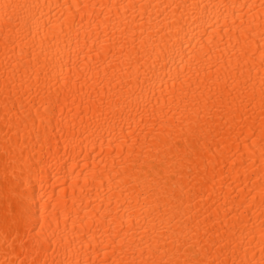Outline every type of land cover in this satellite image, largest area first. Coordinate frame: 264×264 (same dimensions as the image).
I'll use <instances>...</instances> for the list:
<instances>
[{"label": "bare ground", "instance_id": "bare-ground-1", "mask_svg": "<svg viewBox=\"0 0 264 264\" xmlns=\"http://www.w3.org/2000/svg\"><path fill=\"white\" fill-rule=\"evenodd\" d=\"M0 264H264V0H0Z\"/></svg>", "mask_w": 264, "mask_h": 264}]
</instances>
